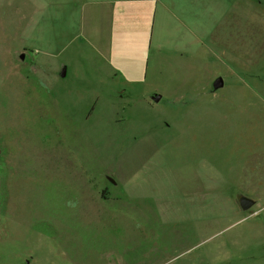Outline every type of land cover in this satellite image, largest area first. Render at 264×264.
I'll return each mask as SVG.
<instances>
[{"label": "rangeland", "instance_id": "374dc122", "mask_svg": "<svg viewBox=\"0 0 264 264\" xmlns=\"http://www.w3.org/2000/svg\"><path fill=\"white\" fill-rule=\"evenodd\" d=\"M135 3L0 0V264H264V0Z\"/></svg>", "mask_w": 264, "mask_h": 264}, {"label": "crops", "instance_id": "0c3cea01", "mask_svg": "<svg viewBox=\"0 0 264 264\" xmlns=\"http://www.w3.org/2000/svg\"><path fill=\"white\" fill-rule=\"evenodd\" d=\"M133 1L147 2V5H143L140 3L141 6L139 5V3H135V4H133V6H134L133 9H135V11L147 10L148 14L150 12V15H153V17H155L157 6H160L161 8L170 10V15H172V16L175 15L174 13L176 11L174 8H178V4L176 3L177 0H133ZM187 1H189V0H187ZM190 1H192V0H190ZM190 4H191V2H190ZM152 9H153V12H151ZM171 29H174V28H171ZM171 29H169V32H168L166 30V28H162L159 31V33L154 32V29L153 30L150 29V34L148 31V37L145 39L143 36L144 43H146L148 45V48H152L153 45L157 46L155 48H158V51H160V55H162V54L164 55L162 57L159 56L160 58H162L161 60H163V62H165L164 64H166L165 67L160 66L158 68L159 77H165V75H164V72L166 71L165 68L168 67L170 64H174V63H169V62L173 61L172 59H169L170 61L165 59L166 52H167V50H165V49L170 50L171 53L174 50L182 52V50L187 49L189 51V53H194V55L196 56L195 50H198V48H199L198 44L200 42L203 43L205 41V37L200 36L198 30H195V29L190 30L188 28H182L184 30H180V29L177 30L179 35L175 36L172 32L174 30H171ZM146 31H147V29H145V32ZM208 47H212V46L206 45L205 47H202V48H208ZM162 51H163V53H161ZM163 62H162V64H163ZM196 62H197V60H196ZM149 71H150L149 60L147 59L146 64L142 68V75L145 79H146V76L148 75Z\"/></svg>", "mask_w": 264, "mask_h": 264}, {"label": "water", "instance_id": "95a60500", "mask_svg": "<svg viewBox=\"0 0 264 264\" xmlns=\"http://www.w3.org/2000/svg\"><path fill=\"white\" fill-rule=\"evenodd\" d=\"M66 72L63 71L62 76H65ZM224 87V79L223 78H218L217 81L214 83V90H219L221 88ZM162 99V96L159 94H155L152 97V100L156 103L160 102ZM112 182H114V180H112ZM237 200L239 202L240 207L242 208V210L244 211H248L250 210L252 207L255 206L256 201L252 198H249L248 196L244 195V194H239L237 196Z\"/></svg>", "mask_w": 264, "mask_h": 264}, {"label": "bare ground", "instance_id": "6f19581e", "mask_svg": "<svg viewBox=\"0 0 264 264\" xmlns=\"http://www.w3.org/2000/svg\"><path fill=\"white\" fill-rule=\"evenodd\" d=\"M251 12H252V11H251ZM247 13H248V12H247ZM249 14L255 15V13H253V12H252V13H249ZM27 15H28V14H27ZM29 15H30V14H29ZM252 15H251V16H252ZM31 21H32V19H31ZM21 26H22V24H21Z\"/></svg>", "mask_w": 264, "mask_h": 264}]
</instances>
